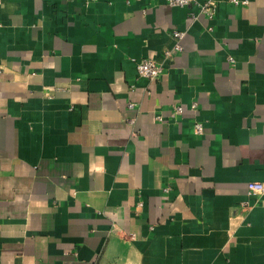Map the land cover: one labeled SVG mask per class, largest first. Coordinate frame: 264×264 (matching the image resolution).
<instances>
[{
	"label": "crops",
	"instance_id": "obj_1",
	"mask_svg": "<svg viewBox=\"0 0 264 264\" xmlns=\"http://www.w3.org/2000/svg\"><path fill=\"white\" fill-rule=\"evenodd\" d=\"M204 1L0 0V264H264V0Z\"/></svg>",
	"mask_w": 264,
	"mask_h": 264
},
{
	"label": "built area",
	"instance_id": "obj_2",
	"mask_svg": "<svg viewBox=\"0 0 264 264\" xmlns=\"http://www.w3.org/2000/svg\"><path fill=\"white\" fill-rule=\"evenodd\" d=\"M235 4L238 3V0H232ZM196 2V0H166V3L170 6H188L192 3ZM215 2L213 0H206L199 4V13L205 14L208 18H212L215 13ZM191 18H195L196 14L190 13ZM184 31L181 30H173L171 35L174 39V44L172 48H169L164 51L165 57H171L174 52H177L181 49L180 39L184 35ZM136 69L138 75L148 78L150 80L158 79L162 72L163 67L162 64L157 62L153 57L146 56L143 57L136 62ZM191 107H196L195 103L191 104ZM172 110L174 114H179L182 110V106L180 104H173ZM159 118V117H158ZM194 130L197 133L202 132V124L201 122H194ZM247 192L251 195H257L264 193V184L259 181H248L247 182Z\"/></svg>",
	"mask_w": 264,
	"mask_h": 264
}]
</instances>
